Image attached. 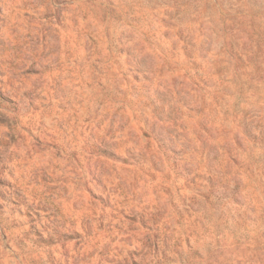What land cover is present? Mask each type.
Segmentation results:
<instances>
[{
    "label": "rangeland",
    "instance_id": "1",
    "mask_svg": "<svg viewBox=\"0 0 264 264\" xmlns=\"http://www.w3.org/2000/svg\"><path fill=\"white\" fill-rule=\"evenodd\" d=\"M68 137L92 228L66 254L264 264V0H0V209L54 215L14 178Z\"/></svg>",
    "mask_w": 264,
    "mask_h": 264
},
{
    "label": "clouds",
    "instance_id": "2",
    "mask_svg": "<svg viewBox=\"0 0 264 264\" xmlns=\"http://www.w3.org/2000/svg\"><path fill=\"white\" fill-rule=\"evenodd\" d=\"M66 14L74 15L71 11ZM78 144L79 141L74 142L72 137L63 142L61 157L68 158L63 162L60 158H47L43 165L25 162L26 166L17 168L14 181H19L31 193L30 199L34 197L37 203L47 205L54 215L49 217L48 213H44L40 221L34 217L30 220L26 204L20 201L15 204L6 202L9 207L0 209V239L6 234L9 239L4 243L11 242L12 247L0 264H9L10 260L11 264H76L78 260L79 264H95V257L79 259L86 255L81 249H68L69 254H66L64 243L69 238L75 241L77 232L87 238L92 228L88 219L72 208L83 187L90 184L87 171L78 167L86 159V154L79 151ZM73 152L76 153L75 158H71ZM42 175H47V181H41ZM60 205L64 207L57 211ZM21 240L24 243H20ZM88 250H91L90 246ZM13 255L16 257L14 260Z\"/></svg>",
    "mask_w": 264,
    "mask_h": 264
}]
</instances>
